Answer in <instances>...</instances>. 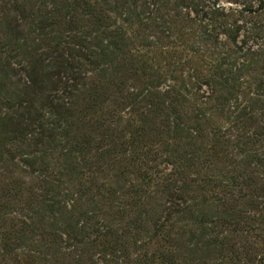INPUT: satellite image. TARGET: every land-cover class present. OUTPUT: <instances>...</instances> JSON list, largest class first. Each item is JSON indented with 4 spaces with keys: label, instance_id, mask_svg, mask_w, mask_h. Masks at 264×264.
I'll use <instances>...</instances> for the list:
<instances>
[{
    "label": "trees",
    "instance_id": "obj_1",
    "mask_svg": "<svg viewBox=\"0 0 264 264\" xmlns=\"http://www.w3.org/2000/svg\"><path fill=\"white\" fill-rule=\"evenodd\" d=\"M255 3L0 0V264H264Z\"/></svg>",
    "mask_w": 264,
    "mask_h": 264
},
{
    "label": "rangeland",
    "instance_id": "obj_2",
    "mask_svg": "<svg viewBox=\"0 0 264 264\" xmlns=\"http://www.w3.org/2000/svg\"><path fill=\"white\" fill-rule=\"evenodd\" d=\"M239 3H236V4H238V5H240V6H244L245 4H256L255 3V0H237ZM221 2H224V4H226V5H234V6H236V4L235 3H232V2H228L227 0H221ZM246 19L247 20H250V21H253V22H255V21H258V20H261V22L264 24V10H263V12H262V14L260 15V16H255V17H253V16H251V15H248L247 17H246Z\"/></svg>",
    "mask_w": 264,
    "mask_h": 264
}]
</instances>
